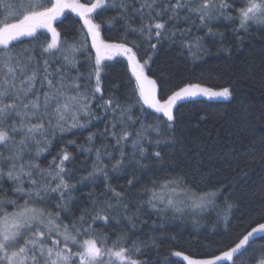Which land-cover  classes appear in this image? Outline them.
Returning <instances> with one entry per match:
<instances>
[{
  "label": "snow or ice",
  "instance_id": "6c2138e0",
  "mask_svg": "<svg viewBox=\"0 0 264 264\" xmlns=\"http://www.w3.org/2000/svg\"><path fill=\"white\" fill-rule=\"evenodd\" d=\"M109 8L117 15L98 20ZM71 14L82 23L79 29L62 35L58 25ZM220 19L237 25L233 29L237 39L242 40L239 34L253 27L264 31V0H0V264H148L147 250L157 247L156 239H133L135 220L142 208L161 216L171 212L173 219L216 209L212 233L222 239L210 240L200 252H170V256L181 258V264H237L245 253H250V264H264V243L254 246V241H264V197L248 212H242L237 218L241 222L233 225L234 209L240 211L231 202L234 185L219 182L221 186L214 187L211 177L201 174L196 188L207 190L197 191L184 177L176 176L163 182L154 180L151 188L145 187L140 194L147 199L137 202L139 207L132 215L127 214L131 201L125 203L124 194L108 186L116 203L107 204L106 209L120 214L119 219L93 215L88 209L76 217L69 195L76 189L69 183L74 173L66 167L75 157L62 147L47 168L35 162L42 153L50 152L56 140L103 121L104 130L89 132L86 138L91 146H81L89 156L95 153V159L79 183L94 182L101 175L107 181L105 159L115 161L114 173L120 172L126 161L129 166L146 168L142 163L148 156L146 144L159 148L174 142L171 133L180 102L200 97L228 99L233 94L230 87L217 90L193 82H182L172 89L163 77L149 75L159 47L165 41L174 43L177 35L182 49L202 56L206 38H223V33L211 27ZM190 20L193 23L185 30L169 28V24ZM117 25L121 33L118 38L102 36L105 26ZM193 27L206 29L205 35L192 37ZM41 36L46 38L42 44L38 43ZM24 38L28 46L18 49ZM116 57L123 58L130 70L129 92L123 99L116 95L105 99L102 76L106 62ZM81 65L86 66L85 71L80 70ZM121 86L115 85V90ZM97 100L102 103L97 104ZM135 109L139 116L132 115ZM149 118L151 123H147ZM153 135L157 139L153 140ZM96 138L113 140V151L104 144L96 147ZM67 143L75 145L76 141ZM129 147L130 159L125 151ZM151 155L161 159L160 151ZM257 163L264 170V161ZM240 179H248V173ZM5 182L12 187L3 189ZM136 182L134 178L128 184ZM260 184L264 192V175ZM53 196L58 199L55 212L45 207ZM221 197L223 202L218 204ZM96 204L92 200L93 210ZM69 215L73 219L64 223V216ZM110 222L127 223L131 228L114 233L115 238L97 231V223ZM221 224L223 232L218 233ZM193 225L199 228L200 221L194 219ZM165 264L171 262L166 259Z\"/></svg>",
  "mask_w": 264,
  "mask_h": 264
},
{
  "label": "trees",
  "instance_id": "16d2710c",
  "mask_svg": "<svg viewBox=\"0 0 264 264\" xmlns=\"http://www.w3.org/2000/svg\"><path fill=\"white\" fill-rule=\"evenodd\" d=\"M236 7L240 5L237 4ZM116 15L117 13L109 8L102 11L97 19L107 20ZM81 23L78 17L71 14L68 19L58 25V30L63 35L70 30L79 29ZM136 23L139 24V21L137 20ZM192 23L193 21L190 20L187 23L169 24V28L185 30ZM195 23L198 25L199 21L195 20ZM211 27L215 32L223 33V38L219 35L206 38L205 53L199 57L182 49V40L179 35L174 43L163 42L153 58L149 75L154 78L163 77L165 82H170L167 86L172 89L181 86L182 82H193L202 83L217 90L230 87L233 94L228 99L208 100L200 97L194 101L180 102L175 109L177 117L175 131L171 133L174 142L159 148L149 147L146 144L148 156L142 161L147 166L146 168L136 165L129 166L126 161L125 167L120 172L114 173L112 165L115 161L105 159L103 162L107 165L105 169L108 173L107 181L101 175L94 182L79 183V178L86 175L87 171H91L95 159V153L89 156L88 153L81 151V146L84 148L91 146L86 138L89 132H102L105 128L103 121L94 122L87 130H74L71 134L56 140L50 152L42 153L35 161L42 168H47L62 147L75 157L71 163L66 164V167L74 173L69 183L75 184L76 189L69 195L74 201L70 209L76 217L80 215L81 210L88 209L93 215L107 214L117 216L119 219L120 214L109 213L106 209L107 204L116 203L113 193L107 190L108 186L116 192L123 193L125 203L131 201L127 214L132 215L139 207L137 202L147 199V196L140 194L145 187L151 188L154 180L163 182L176 176L184 177L189 186L193 188H196L200 182L201 174L211 177V186L219 187L221 186L219 182L224 185H234L231 190V202L238 205L240 211L234 209L233 225L241 222L237 218L242 212H248L264 197L260 184V177L264 175V170L257 163L264 161V143H262L264 141V31L253 27L239 34L242 37L241 40L237 39L233 31L237 27L236 24L220 19ZM205 32L206 29L198 31L193 27L192 37L204 36ZM120 34L119 25L113 28L105 26L102 31V36L106 39H116ZM45 39L41 36L38 43H44ZM27 46V38H24V43L16 47L22 49ZM106 63L108 67L102 76L103 95L105 99L110 95L123 99L130 88L128 85L130 70L127 68L126 61L121 57H116ZM85 69L86 66L81 65L80 70L85 71ZM117 84L122 85L118 91L115 90ZM96 103L99 104L102 101L97 100ZM96 114L100 115V112L97 111ZM132 115L139 116V110H133ZM151 122L149 118L147 123ZM151 138L157 139L155 135ZM72 140L76 141V144L68 145L67 142ZM94 143L96 147L102 144L108 145L109 150L113 151L111 146L115 142L111 139L96 138ZM233 149L238 151L233 153ZM125 151L130 159L131 147ZM155 151L161 152L160 160L152 157L151 154ZM115 153L118 157L119 149H116ZM244 173H248L246 180L240 179ZM134 178L137 182L130 186L128 181ZM11 187L12 185L8 182L3 184L5 190ZM196 190L207 189L196 188ZM0 195L3 193L0 192ZM224 195L228 196L229 193L226 192ZM8 198L16 199L12 196ZM92 200L97 201L95 210H93ZM57 202V197L53 196L45 207L55 212L54 205ZM222 202L223 197L217 203ZM8 210L11 211V209ZM215 217L216 209L196 217L185 215L173 219L171 212H168L166 216H161L148 208H142L139 211V218L135 220L137 230L133 239L143 241L156 239L157 247L147 250L148 264H165L166 259L171 264H181V258L170 256V252L183 251L185 254L200 252L203 250L202 246L210 240L222 239L220 234L213 235L212 233ZM72 219L71 215L64 216L63 222L70 223ZM194 219L200 221L199 228L193 225ZM247 219L248 217L245 216L244 222ZM95 227L97 231L111 235L113 238H115L114 233H120L122 230L129 231L131 228L127 223L117 224L115 222L106 225L97 223ZM221 232H223L222 224L218 229V233ZM232 236L234 237V233ZM172 237L175 239H171ZM261 243L264 241L256 240L254 246ZM249 255L250 253H245L239 257L237 264H250Z\"/></svg>",
  "mask_w": 264,
  "mask_h": 264
}]
</instances>
